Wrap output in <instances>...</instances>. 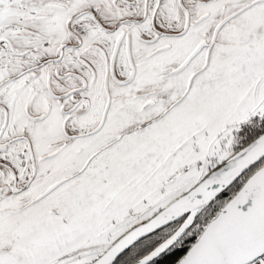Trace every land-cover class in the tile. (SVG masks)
<instances>
[{
    "label": "snow or ice",
    "instance_id": "1",
    "mask_svg": "<svg viewBox=\"0 0 264 264\" xmlns=\"http://www.w3.org/2000/svg\"><path fill=\"white\" fill-rule=\"evenodd\" d=\"M264 264V0H0V264Z\"/></svg>",
    "mask_w": 264,
    "mask_h": 264
},
{
    "label": "trees",
    "instance_id": "2",
    "mask_svg": "<svg viewBox=\"0 0 264 264\" xmlns=\"http://www.w3.org/2000/svg\"><path fill=\"white\" fill-rule=\"evenodd\" d=\"M184 250H185V249H184ZM184 250H183V252H184ZM183 252H179V253L173 254V257L171 258V259L173 260V264H174V260H177V259L181 256V254H182Z\"/></svg>",
    "mask_w": 264,
    "mask_h": 264
},
{
    "label": "water",
    "instance_id": "3",
    "mask_svg": "<svg viewBox=\"0 0 264 264\" xmlns=\"http://www.w3.org/2000/svg\"><path fill=\"white\" fill-rule=\"evenodd\" d=\"M186 251H187V249H185L184 252H183L181 255H183ZM179 258H180V257H179ZM179 258H178V259H179Z\"/></svg>",
    "mask_w": 264,
    "mask_h": 264
}]
</instances>
